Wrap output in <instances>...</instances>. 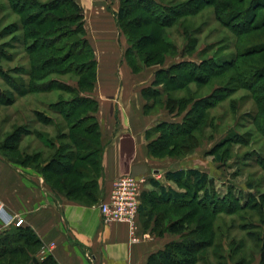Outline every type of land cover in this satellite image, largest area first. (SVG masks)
Instances as JSON below:
<instances>
[{"label":"trees","instance_id":"1","mask_svg":"<svg viewBox=\"0 0 264 264\" xmlns=\"http://www.w3.org/2000/svg\"><path fill=\"white\" fill-rule=\"evenodd\" d=\"M8 1L10 9L22 17L16 27L22 33L16 40L19 45L24 46L29 65L18 69L19 75L12 76L4 71L0 64L1 79L8 86L5 90L0 89V103L7 104L16 97L33 91L36 86L41 87L36 80L45 74L69 75L75 78L74 86L55 78H49L42 84L47 86V91L60 89L70 94L68 99H59V105H56L59 108L55 110L62 118L66 130L60 132L58 138L65 141L57 145L53 137L47 135V147L53 150V153L42 165V161L38 160L39 153H34V157L25 155L21 159L16 158L15 162L32 165L40 170L47 186L66 198L83 205L97 204L101 195L99 178L103 174V144L95 116L98 102L91 95L95 87L97 61L86 36L83 8L76 0H48L44 3L37 0ZM224 1L212 2L216 18L242 45L235 47L236 52L232 58L214 56L195 62L184 59L194 52L193 46L186 44L185 48L179 51L176 45L168 40L166 30L178 19L194 14L198 10L196 3L186 1L176 7L174 4H163L159 0H119L115 12L116 23L127 39L128 47L124 56L132 72L138 73L155 63L162 65L167 54L175 53L183 57L167 68L157 69L151 84L141 89L147 101L163 94L165 84L170 86V89L187 90L186 97L167 98L166 110L180 119L162 121L155 126L154 132L158 136L147 145L148 153L153 157L162 152L172 155L175 147H178L183 155L199 145L204 127L211 128L213 123L209 110L228 99L235 87L216 84L210 93L194 97L187 85L194 83L197 87L203 86L213 76H221L229 69L235 72L238 86L249 92L250 95L241 99L253 100L255 109L250 111V123L264 139V42L247 43L246 46L243 42L246 43L249 38L240 41L242 36L264 28V0H248L244 5L242 1L232 0L235 2L232 5H228L229 0L225 3ZM241 5L243 6L238 8ZM137 11L140 14L137 15ZM44 25H47V29L41 31L39 28ZM145 27L147 29L141 31V28ZM250 57L254 58L251 61H239L241 58ZM238 103V100L230 99L231 110L237 109ZM152 107L153 105L146 104L145 111ZM49 119L47 118V122L52 124L53 120ZM19 132L17 130L16 133ZM149 134L148 132L147 135ZM231 136V141L236 143L242 140L236 132H231ZM172 141L178 143L169 147ZM225 142L216 143L209 152L214 154ZM215 158L222 161L221 154ZM255 160L264 171V155L258 153ZM166 176L173 180L178 188H185V191L167 188L150 179L149 182L157 191L141 192L139 219L145 227H149V221H143L145 216L152 213L151 210L147 211V206H160L162 210L152 213L154 226L151 231L156 235L169 233L179 238L170 240L162 250L152 253L147 264H196L197 261L206 259L208 247L211 248L210 255L219 258L220 264L224 263L227 256L221 253V246L213 239L212 222L215 215L222 211L221 207L215 209V206L229 201L230 197L233 199V193L231 194V190L222 196L216 193L212 177L197 168L170 171ZM247 186L253 187L251 183ZM247 197L250 201L255 199L251 191ZM234 199L238 203L237 198ZM244 205L239 204L237 207L242 208ZM186 208L203 214L198 216L196 229H190L192 231L189 233H186L189 226L183 215L172 216V212ZM6 228L0 231V264H58L51 255L41 260L36 256L42 242L31 227L23 223ZM206 228L208 230L205 234L203 231ZM190 233L192 236L188 235ZM33 258H37V261H33ZM260 262L264 264V239L260 246Z\"/></svg>","mask_w":264,"mask_h":264},{"label":"rangeland","instance_id":"2","mask_svg":"<svg viewBox=\"0 0 264 264\" xmlns=\"http://www.w3.org/2000/svg\"><path fill=\"white\" fill-rule=\"evenodd\" d=\"M37 1L44 3L48 0ZM186 1L196 3L198 10L194 14L178 19L172 26L167 28L168 40L174 43L179 51H182L186 44L193 46L194 52L184 57L187 60L200 62L201 59L214 56L232 58L236 52L235 47L242 44H239L237 38L217 20L215 7L212 3L215 0H159L163 4H174L176 7H179L180 4ZM216 1L220 3L224 0ZM234 1H242L244 5L248 0ZM227 3L228 5L234 4L232 0L227 1ZM243 5L237 7L241 8ZM223 7H221V12L223 11ZM135 13L137 15L140 14L138 11ZM21 18V16L10 9L8 0H0V64L3 70L12 76L19 75V71L17 70L29 65V59L25 53L24 46L19 45V41L17 42L16 40V37L22 33L20 29L16 28L21 22ZM84 21L86 23L85 18ZM147 28L149 29V26ZM147 28H141V31ZM39 29L43 31L47 29V25ZM89 30L87 27L86 36L88 39H91L89 37L91 34ZM262 32L264 33V28L255 30L248 36H242L240 41L242 42L249 38L246 43L243 42L246 46L247 43L264 42V34ZM258 34H262L263 36H258ZM45 52V56H47V50ZM253 58H241L239 61H251ZM181 59H183L181 55L175 53L167 54L162 65L152 64L147 69L144 68L141 74H133L127 70V74L140 80H142L141 78L152 79L157 69L161 67L167 68ZM49 78H55V80L75 85V78H72V76H62L60 74L47 76L45 74L44 77L36 80V83L38 85L41 84V87L36 86L33 91L18 96L7 104L0 103V158L12 167L19 169L21 174L35 177L37 183L41 184L46 190L47 182L44 174L32 165L16 163L15 159H21L25 155L34 157V153H39L40 159L38 160L42 161L40 164L42 165L47 161V157L53 153V150L47 147V135L50 138L53 137L57 145L61 141H65L58 138L60 132L66 130L62 118L55 110L59 108V106H56L59 105V99H68L70 94L60 89L47 91V86L44 85L46 86L44 87L42 84ZM216 84H227L235 87V90L228 99L209 110L208 113L213 117V123L211 128L204 127L203 136L199 139V145L191 148L183 155L178 147H175L172 155L162 152L154 157L157 160L154 161L153 167H159L161 164H163L164 168L171 169L194 167L212 177L214 190L219 195H226L231 190V194L233 193V197L237 198L238 203L245 205L242 208L237 207L239 204L235 202L234 198L231 199L230 197L229 201L215 206V209H220L221 207L222 211L215 215L212 222V228L214 229L213 239L221 246V253L227 256L225 260L227 264H235L236 262H240L241 264H261L260 246L264 239V171L255 159L258 153L259 155H264V139L250 123L249 115L250 111L255 109L254 102L250 98L241 99L245 95H248L249 92L245 88L238 86V78L232 69L227 70L221 76H213L203 86L197 87L194 83H188L187 89L194 93V97H199L210 93ZM163 86L165 89L163 94L156 96L153 100H148L150 105H153V108L157 110L166 109L165 104L169 97L180 99L187 96L186 88L170 89V86H167V84ZM6 88L8 86H6L0 76V89L5 90ZM91 95L95 97L94 90ZM230 99L239 101L237 109L231 110ZM47 118L52 119L54 125L53 123H48ZM179 119L180 117L177 120ZM17 130L20 132L16 133ZM231 132L238 133L242 140L238 143L231 141L230 138L233 137L231 136ZM221 141L227 142L223 143V146L218 148L214 154H211L209 152L210 149ZM177 143V141H172L169 147ZM220 154L222 155V161L215 160V156L217 157ZM248 183H251L253 187H248ZM179 189L182 188L179 187ZM250 191L255 197L253 201L248 200L247 197ZM162 209L160 206H147V211L151 210L152 213ZM152 213L143 218V221H149L148 223L151 228L154 226V216ZM172 213V216L175 217L183 215L182 217L185 218V222L189 226L186 233L192 231L190 229H196L195 226L199 220L198 216L203 215L195 209L191 211L190 208ZM16 216L19 215L9 211L8 207H5L4 204L0 212V225L3 227L1 229L15 227L13 221H16ZM207 230L206 228L203 232L206 234ZM188 235L192 236L191 233ZM178 238L177 235L173 236V239ZM42 245L44 244L42 243ZM41 246L38 251L41 249ZM206 251H208L206 259L197 261L196 264H202L203 262L207 264H220L219 258L217 259V257L215 258L210 255V247ZM225 262H221V264H225Z\"/></svg>","mask_w":264,"mask_h":264},{"label":"crops","instance_id":"3","mask_svg":"<svg viewBox=\"0 0 264 264\" xmlns=\"http://www.w3.org/2000/svg\"><path fill=\"white\" fill-rule=\"evenodd\" d=\"M76 1L84 9L85 28L90 29L88 40L97 61L95 116L103 144L100 201L107 198L113 180L124 174L147 179L144 190L157 191L150 179L179 189L166 174L187 168H164L163 164L153 167L157 159L149 155L147 147L156 138L154 128L158 123L178 117L166 109L152 107L145 111L150 103L141 89L149 86L154 76L140 80L127 74V70L133 74L144 70L132 72L125 60L127 39L115 16L119 0ZM0 199L9 211L23 218L44 245L54 244L47 255L58 264H147L149 256L162 250L174 236L156 235L139 219L138 240L132 242L125 223L103 221L98 203L83 205L48 186L46 190L35 177L21 174L1 158Z\"/></svg>","mask_w":264,"mask_h":264},{"label":"built area","instance_id":"4","mask_svg":"<svg viewBox=\"0 0 264 264\" xmlns=\"http://www.w3.org/2000/svg\"><path fill=\"white\" fill-rule=\"evenodd\" d=\"M146 180L144 177L131 174L120 175L113 180L107 198L98 203L103 221L125 223L132 242L138 240L136 230L139 225L140 197ZM3 207L4 203L0 199V212ZM15 218L16 221H13L15 226H20L24 223L22 217L16 216ZM1 228L3 227L0 225ZM53 245V243L42 245L36 256L39 259L45 258L53 248Z\"/></svg>","mask_w":264,"mask_h":264},{"label":"water","instance_id":"5","mask_svg":"<svg viewBox=\"0 0 264 264\" xmlns=\"http://www.w3.org/2000/svg\"><path fill=\"white\" fill-rule=\"evenodd\" d=\"M33 261H37V258H33Z\"/></svg>","mask_w":264,"mask_h":264}]
</instances>
